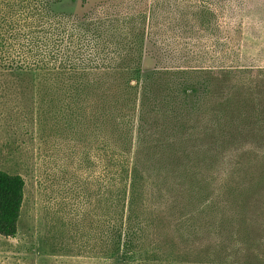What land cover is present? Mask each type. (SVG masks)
<instances>
[{"label":"rangeland","instance_id":"obj_1","mask_svg":"<svg viewBox=\"0 0 264 264\" xmlns=\"http://www.w3.org/2000/svg\"><path fill=\"white\" fill-rule=\"evenodd\" d=\"M63 4L78 14L103 8V13L118 12L122 17L147 15L153 9L144 26L151 37L145 41L142 75L159 66L230 69L235 72L233 80L245 82L263 75L264 0ZM129 22L119 23L131 30ZM100 98L95 85L82 93L50 72L0 64V168L25 180L16 236H0V264H244L238 248L228 244L219 250L224 239L217 223L227 206L224 185L238 176L232 175L230 166L241 156L249 162L254 150L249 146L220 150L211 166L197 163L195 171L205 173L202 183L209 186L205 192L213 206L208 208L210 222L196 213L180 223V210L170 202L174 191L166 184L167 189L159 192L158 177L149 169L136 196L146 220L137 247L141 249L130 257L116 248L110 231L103 228L104 220L115 222L130 179H125L120 163L119 134L104 131ZM137 127L138 118L130 109L131 135ZM135 146L132 139L130 147ZM128 199L127 193L125 209ZM205 247L213 252L206 254Z\"/></svg>","mask_w":264,"mask_h":264},{"label":"trees","instance_id":"obj_2","mask_svg":"<svg viewBox=\"0 0 264 264\" xmlns=\"http://www.w3.org/2000/svg\"><path fill=\"white\" fill-rule=\"evenodd\" d=\"M65 1L0 0V64L50 72L82 93L99 88L104 131L119 134L120 163L130 179L115 222L104 220L116 248L130 257L141 249L146 220L136 196L149 169L158 177L159 192L166 184L174 191L170 202L180 210V223L196 213L210 222L209 186L202 183L205 173L195 171L197 163L211 166L220 150L249 146L254 149L249 162L243 156L235 161L230 168L237 179L230 177L224 185V209L231 211H224L217 223L224 239L219 250L229 244L238 248L244 264H264V70L247 82L233 80L230 69L159 66L142 75L151 37L144 26L153 9L136 17L103 13V8L94 10L99 14H78L65 10ZM127 19L131 30L119 23ZM130 109L138 118L132 135ZM132 139L135 148L130 147ZM180 182L185 186L178 187ZM24 189L20 174L0 168V236H16ZM204 251L213 252L209 247Z\"/></svg>","mask_w":264,"mask_h":264}]
</instances>
